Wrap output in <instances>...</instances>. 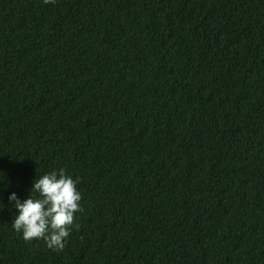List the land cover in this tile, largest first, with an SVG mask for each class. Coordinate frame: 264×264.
Returning a JSON list of instances; mask_svg holds the SVG:
<instances>
[{"label":"trees","instance_id":"obj_1","mask_svg":"<svg viewBox=\"0 0 264 264\" xmlns=\"http://www.w3.org/2000/svg\"><path fill=\"white\" fill-rule=\"evenodd\" d=\"M77 181L62 250L9 192ZM0 264H264V0H0Z\"/></svg>","mask_w":264,"mask_h":264},{"label":"clouds","instance_id":"obj_2","mask_svg":"<svg viewBox=\"0 0 264 264\" xmlns=\"http://www.w3.org/2000/svg\"><path fill=\"white\" fill-rule=\"evenodd\" d=\"M0 183L5 188L9 183L3 170ZM76 185L77 181L63 168H56L35 176L24 198L9 192L7 201L15 209L12 228L25 241L43 239L47 247L62 250L75 213L82 210V196Z\"/></svg>","mask_w":264,"mask_h":264}]
</instances>
